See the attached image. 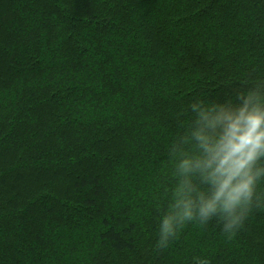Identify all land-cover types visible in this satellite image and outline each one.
Masks as SVG:
<instances>
[{"label":"trees","instance_id":"obj_1","mask_svg":"<svg viewBox=\"0 0 264 264\" xmlns=\"http://www.w3.org/2000/svg\"><path fill=\"white\" fill-rule=\"evenodd\" d=\"M258 78L264 0H0V264H264V209L153 251L189 105Z\"/></svg>","mask_w":264,"mask_h":264},{"label":"clouds","instance_id":"obj_2","mask_svg":"<svg viewBox=\"0 0 264 264\" xmlns=\"http://www.w3.org/2000/svg\"><path fill=\"white\" fill-rule=\"evenodd\" d=\"M173 148L176 184L156 220L159 253L185 225L216 219L226 237L237 235L264 209V78L224 102L199 99ZM195 264H209L206 257Z\"/></svg>","mask_w":264,"mask_h":264}]
</instances>
